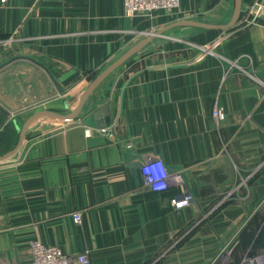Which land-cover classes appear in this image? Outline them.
I'll return each instance as SVG.
<instances>
[{"label":"crops","instance_id":"crops-1","mask_svg":"<svg viewBox=\"0 0 264 264\" xmlns=\"http://www.w3.org/2000/svg\"><path fill=\"white\" fill-rule=\"evenodd\" d=\"M234 5L181 0L173 15L129 17L122 0H0V135H17L37 103L58 99L73 111L92 74L151 34L183 19L227 24ZM259 7L264 0H242L229 30L178 26L155 35L91 95L79 119L33 123L18 153L0 163V261L28 264L30 243L40 240L68 255L89 252V264H154L209 209L219 211L204 218L200 234L209 237L213 226L217 239L227 238L231 226L233 235L249 215L258 218L264 198V168L253 176L264 159ZM206 14L217 18L198 17ZM217 104L222 121L212 115ZM105 105L106 131L87 136L83 118ZM153 156L172 176L163 192L146 186L141 173ZM238 170L251 176L248 196L234 187ZM235 191L236 202L220 204V194ZM185 193L194 201L177 210L172 200ZM262 234L261 222L244 240Z\"/></svg>","mask_w":264,"mask_h":264},{"label":"rangeland","instance_id":"rangeland-1","mask_svg":"<svg viewBox=\"0 0 264 264\" xmlns=\"http://www.w3.org/2000/svg\"><path fill=\"white\" fill-rule=\"evenodd\" d=\"M179 8L172 10H161L155 13H162L165 16H169L178 12ZM198 17H200V19L217 18V17L215 18L209 17L208 14L199 15ZM96 75L97 73L92 74L86 83H90ZM67 91H69V89H67ZM75 99L76 98H73L72 101L70 102H74ZM57 100L55 101V99H51L44 103H37L32 107L33 108L32 110L36 112L39 110L51 109L52 111L61 114H68L69 109L64 108L63 105H58L59 103ZM40 120H45L54 123L60 122V120L52 119V118H42ZM16 139L17 137L11 139L13 141V145L15 144ZM262 168H264V159L263 162L260 164V167L257 169L255 175L253 176L254 177L257 176L261 172ZM237 175H241V176L240 177L238 176L239 177L238 178ZM236 177H237L236 179L237 181L235 182L234 187L241 185V189L245 190V192H243L242 195L244 196L250 195L251 192L249 193V190L248 188H246V186H248L251 189L250 187L251 184L249 183L251 176L249 175L247 176L246 174H244L242 170H238ZM240 195L241 193L239 191H235L232 193L229 192L222 193L220 194L218 201L220 202V204H223L224 202L227 201L236 202L239 199ZM260 206H262L259 209L260 210L259 212H261V214H259L258 218L253 217L249 219L250 216L249 215L247 219H245V222L236 228L233 235L230 234L228 235V232L232 233L233 231V227L231 226L228 229V231H226L225 237L227 236V238L225 239L215 238L217 234L216 233L212 234V231L214 232L216 231L213 226H210V228H212V231H210L209 237L202 236L200 234L203 228L202 223L205 222L203 221L204 218L207 221L209 218H211L219 211V208L209 209L207 212L202 213L199 216V218L196 220L197 224L191 225L189 228H187L188 229L187 232L181 233L177 236L175 246H172V248L169 247L162 249L155 258L154 264H164L165 263L164 261L171 258L175 259L176 264H246L249 258L253 256L250 254V251L251 248H253V245L256 243V240H253V237L248 240H244V239L247 234L248 236H251L250 233L254 230L256 226L259 227L261 222L264 223V198ZM215 227L219 228V226L217 225ZM89 263H90V258H89Z\"/></svg>","mask_w":264,"mask_h":264},{"label":"built area","instance_id":"built-area-1","mask_svg":"<svg viewBox=\"0 0 264 264\" xmlns=\"http://www.w3.org/2000/svg\"><path fill=\"white\" fill-rule=\"evenodd\" d=\"M123 8L127 16L136 15H152L161 10H172L180 7L181 0H122ZM263 9L259 7L255 10V14L259 15V11ZM214 119L222 121L225 119L223 107L218 104L214 107L212 113ZM105 132L106 128L95 129L92 127L85 128V134L91 136L93 132ZM141 173L144 178L145 185L154 191L163 192L169 187V181L172 178L164 161L157 156L147 158L141 167ZM179 176H177V179ZM194 201L191 194L185 193L180 199H173L172 203L175 208L186 207ZM75 222H81V214L73 213ZM31 257L28 264H88L89 252H82L76 255H68L59 247L45 244L40 240H33L30 243ZM0 264H7L5 260H1ZM246 264H264V240L258 253L251 256Z\"/></svg>","mask_w":264,"mask_h":264},{"label":"water","instance_id":"water-1","mask_svg":"<svg viewBox=\"0 0 264 264\" xmlns=\"http://www.w3.org/2000/svg\"><path fill=\"white\" fill-rule=\"evenodd\" d=\"M242 13V0H235V5L232 12V18L227 24H210L201 22L198 20H189L183 19L178 20L163 29L156 32V34H151L148 38H144L137 44H135L132 48H130L127 52H125L122 56L116 59L114 62L109 64L106 68H104L88 85L83 94L79 97V103L76 108L68 114H61L52 110H39L32 114L21 127L18 128V137L15 146L9 150L8 152L0 155V163L11 159L15 156L20 150L21 146L24 143L27 132L33 128H36L38 124L32 126L33 123L42 119V118H52L58 119L62 121H73L80 118L81 113L84 110V107L87 104L88 99L91 95L101 86V84L119 67H121L125 62H127L130 58H132L135 54H137L142 48H144L148 43H150L155 35L163 34L165 31L169 29L178 27V26H191L197 28H203L207 30H229L238 23L240 16ZM259 14L264 15V9L259 11ZM83 122L86 126L92 128L103 129L108 124H110V116H109V108L108 106H103L100 109L95 110L90 115L83 118Z\"/></svg>","mask_w":264,"mask_h":264},{"label":"trees","instance_id":"trees-1","mask_svg":"<svg viewBox=\"0 0 264 264\" xmlns=\"http://www.w3.org/2000/svg\"><path fill=\"white\" fill-rule=\"evenodd\" d=\"M97 76V75H96ZM95 76V77H96ZM94 77V78H95ZM93 78V79H94ZM92 79V80H93ZM18 137V134L15 135L13 132H11L10 130H7V132H5L4 134L0 135V155L1 154H4L6 152H8L9 150H11L16 142H17V139H16V142L15 144L13 145V141L11 139L13 138H16ZM253 240H256V243L253 245V248H251V251H250V254L251 255H255L256 252L258 250H260L261 246H262V241L264 240V234L260 235L259 237L257 238H254ZM259 252V251H258ZM257 252V253H258Z\"/></svg>","mask_w":264,"mask_h":264},{"label":"bare ground","instance_id":"bare-ground-1","mask_svg":"<svg viewBox=\"0 0 264 264\" xmlns=\"http://www.w3.org/2000/svg\"><path fill=\"white\" fill-rule=\"evenodd\" d=\"M179 179V178H178ZM181 208H184V207H181ZM181 208H177V209H181Z\"/></svg>","mask_w":264,"mask_h":264}]
</instances>
